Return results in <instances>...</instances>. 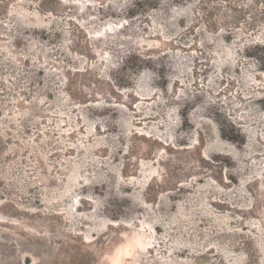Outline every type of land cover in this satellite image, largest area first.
I'll use <instances>...</instances> for the list:
<instances>
[{
    "label": "rangeland",
    "instance_id": "1",
    "mask_svg": "<svg viewBox=\"0 0 264 264\" xmlns=\"http://www.w3.org/2000/svg\"><path fill=\"white\" fill-rule=\"evenodd\" d=\"M0 264H264V0H0Z\"/></svg>",
    "mask_w": 264,
    "mask_h": 264
}]
</instances>
